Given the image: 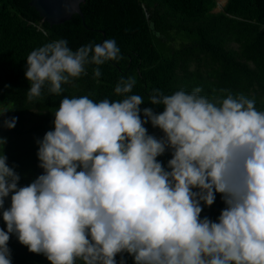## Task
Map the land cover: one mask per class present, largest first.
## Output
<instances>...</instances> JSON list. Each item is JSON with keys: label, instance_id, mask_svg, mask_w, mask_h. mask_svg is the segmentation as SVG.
I'll return each mask as SVG.
<instances>
[{"label": "clouds", "instance_id": "clouds-1", "mask_svg": "<svg viewBox=\"0 0 264 264\" xmlns=\"http://www.w3.org/2000/svg\"><path fill=\"white\" fill-rule=\"evenodd\" d=\"M121 58L114 39L75 51L66 39L47 43L27 57V99L46 85L61 95L86 65ZM135 83L120 80L118 101L65 96L54 130L36 141L44 171L27 186L0 155V264H12V235L51 264H127L125 253L133 264H264V112L243 94L213 102L199 87L156 89L150 103L164 110L141 109ZM149 122L164 135L149 134ZM169 150L165 167L157 158ZM216 193L226 207L201 218Z\"/></svg>", "mask_w": 264, "mask_h": 264}, {"label": "trees", "instance_id": "trees-1", "mask_svg": "<svg viewBox=\"0 0 264 264\" xmlns=\"http://www.w3.org/2000/svg\"><path fill=\"white\" fill-rule=\"evenodd\" d=\"M81 7L84 18L74 14L65 23L51 25L30 0H0V110H10L0 116V137L7 139L5 145L0 142V155L5 152L8 164L16 166L21 187L44 171L36 141L54 130L60 101L65 96H88L93 102L121 100L115 87L122 78L136 81L132 94L142 97L141 109L164 110L150 103L156 89L171 95L199 87L200 94L213 102L243 94L264 112V0H228L219 12H212L216 0H85ZM60 39H66L73 51L114 39L122 58L86 65L87 74L62 84L61 95H50L46 85L41 97L29 101L27 57ZM96 67L99 77L94 74ZM12 116L18 120L15 128L8 129L3 120ZM144 126L157 138L164 135L150 122ZM171 158L169 150L157 159L167 167ZM202 207L201 218L215 221L226 204L216 193L213 205ZM0 228L6 230L2 212ZM9 247L12 264H51L45 255L30 252L15 235L10 236ZM124 257L133 264L130 255Z\"/></svg>", "mask_w": 264, "mask_h": 264}, {"label": "water", "instance_id": "water-1", "mask_svg": "<svg viewBox=\"0 0 264 264\" xmlns=\"http://www.w3.org/2000/svg\"><path fill=\"white\" fill-rule=\"evenodd\" d=\"M85 0H30L45 22L51 25L62 24L70 20L74 14L84 18L82 3Z\"/></svg>", "mask_w": 264, "mask_h": 264}, {"label": "rangeland", "instance_id": "rangeland-1", "mask_svg": "<svg viewBox=\"0 0 264 264\" xmlns=\"http://www.w3.org/2000/svg\"><path fill=\"white\" fill-rule=\"evenodd\" d=\"M218 2V6H216V8H215V11H219V10H221V8L223 7V5H224V3H225V1L226 0H217Z\"/></svg>", "mask_w": 264, "mask_h": 264}, {"label": "flooded vegetation", "instance_id": "flooded-vegetation-1", "mask_svg": "<svg viewBox=\"0 0 264 264\" xmlns=\"http://www.w3.org/2000/svg\"><path fill=\"white\" fill-rule=\"evenodd\" d=\"M227 1H228V0L225 1L223 7H222L221 10H219V11H222V10H223V8H224V6L226 5ZM217 2H218V1L216 0V6H218V3H217ZM215 8H216V7H215ZM215 8L212 10V12H217V11H215ZM219 11H218V12H219Z\"/></svg>", "mask_w": 264, "mask_h": 264}]
</instances>
